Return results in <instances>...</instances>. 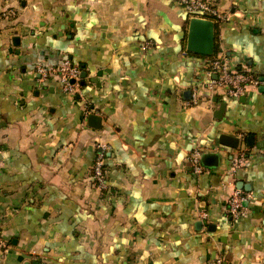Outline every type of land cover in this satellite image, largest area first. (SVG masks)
<instances>
[{"label":"crops","instance_id":"0c3cea01","mask_svg":"<svg viewBox=\"0 0 264 264\" xmlns=\"http://www.w3.org/2000/svg\"><path fill=\"white\" fill-rule=\"evenodd\" d=\"M210 1L214 56L259 82L237 99L186 50L177 0H0V264H264V0ZM65 59L86 74L72 95L35 73ZM198 146L220 156L200 175Z\"/></svg>","mask_w":264,"mask_h":264},{"label":"built area","instance_id":"2783aa9c","mask_svg":"<svg viewBox=\"0 0 264 264\" xmlns=\"http://www.w3.org/2000/svg\"><path fill=\"white\" fill-rule=\"evenodd\" d=\"M177 2L183 7L188 17L210 19L215 23L228 20V14L220 13L210 0H177ZM206 64L208 72L218 74L217 79L210 83V87L224 89L226 95L230 98L237 99L246 93L248 87H255L259 84L256 76L250 70H242L232 66L223 54L207 59ZM35 73L39 81L55 80L59 82L63 92L69 95L76 92L81 79V67L69 59L63 60L60 64H47L38 61L35 65ZM205 152H207L205 148L198 146L190 153L189 161L193 172L197 175L205 171V167L200 163L201 156ZM246 163L247 153L245 150L239 149L231 162V173H235L244 167ZM103 164V153H99L92 166V179L95 187L100 190L106 186ZM244 200L243 194L239 190H235L228 199V214L232 217H238ZM205 217L206 214H203V218ZM6 248L7 242L2 236L0 227V254H3ZM217 264H220L219 260H217Z\"/></svg>","mask_w":264,"mask_h":264},{"label":"water","instance_id":"95a60500","mask_svg":"<svg viewBox=\"0 0 264 264\" xmlns=\"http://www.w3.org/2000/svg\"><path fill=\"white\" fill-rule=\"evenodd\" d=\"M216 23L210 19L190 17L188 19L186 50L190 53L197 54L204 57H212L215 54L216 38L215 29ZM14 43L18 41L15 37ZM85 72H81V78L85 77ZM88 120L93 121V127L99 128L100 118L95 114H90ZM252 140V136L249 140ZM222 146L236 149L239 146V138L221 134L218 139ZM220 156L215 152H205L202 154L200 163L205 168H216L219 166Z\"/></svg>","mask_w":264,"mask_h":264},{"label":"trees","instance_id":"16d2710c","mask_svg":"<svg viewBox=\"0 0 264 264\" xmlns=\"http://www.w3.org/2000/svg\"><path fill=\"white\" fill-rule=\"evenodd\" d=\"M187 17H188V15H187ZM209 58V57H208Z\"/></svg>","mask_w":264,"mask_h":264}]
</instances>
